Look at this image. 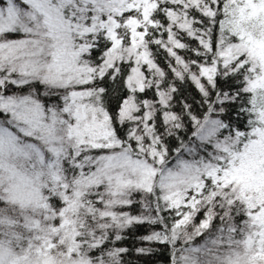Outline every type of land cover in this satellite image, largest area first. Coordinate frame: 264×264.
I'll return each instance as SVG.
<instances>
[{"label": "snow or ice", "instance_id": "obj_1", "mask_svg": "<svg viewBox=\"0 0 264 264\" xmlns=\"http://www.w3.org/2000/svg\"><path fill=\"white\" fill-rule=\"evenodd\" d=\"M0 264H264V0H0Z\"/></svg>", "mask_w": 264, "mask_h": 264}]
</instances>
